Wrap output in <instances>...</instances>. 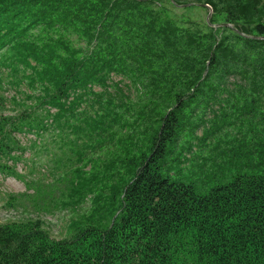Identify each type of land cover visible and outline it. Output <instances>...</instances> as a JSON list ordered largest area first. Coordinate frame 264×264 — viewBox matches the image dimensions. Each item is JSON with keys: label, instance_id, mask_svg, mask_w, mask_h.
Wrapping results in <instances>:
<instances>
[{"label": "trees", "instance_id": "obj_1", "mask_svg": "<svg viewBox=\"0 0 264 264\" xmlns=\"http://www.w3.org/2000/svg\"><path fill=\"white\" fill-rule=\"evenodd\" d=\"M164 1L190 8L187 0H0V89L4 76L27 88L12 99L14 112L0 111L2 174L21 177L2 162L19 161L18 133L34 134L36 146L52 131L81 160L82 148L128 144L115 158L123 167L108 161L101 193L74 170L73 198L63 203L91 193L92 201L69 236L56 239L41 218L0 221V264H264V172L201 192L164 166L181 136L202 128L206 138L207 112L222 94L264 100V0H195L212 10L204 26ZM250 127L237 130L242 140ZM185 153L174 159L182 164Z\"/></svg>", "mask_w": 264, "mask_h": 264}, {"label": "rangeland", "instance_id": "obj_2", "mask_svg": "<svg viewBox=\"0 0 264 264\" xmlns=\"http://www.w3.org/2000/svg\"><path fill=\"white\" fill-rule=\"evenodd\" d=\"M187 1L190 2L188 4L190 8L183 5H171L168 1L163 3H166L165 5L177 18L185 17L187 20L198 21L200 25L204 26L208 21L206 18L211 12V8L200 7L195 0ZM119 78L120 76H114L113 79L116 81ZM7 80V77L4 76V83L0 89V111L2 114L14 112L16 108H14L15 104L12 99H16L18 96L19 99H25L22 91L27 90L26 85L21 84L15 88L12 83H7ZM233 81L245 84L238 77L229 79V82ZM95 88L100 89V87ZM231 88H236V86L232 84ZM134 94L136 93L132 91L130 95L133 100ZM222 95L217 102L219 104L212 105V108L215 109L207 112L206 125L204 126L207 129L206 138H201L202 128L196 130L197 136L192 140L183 135L181 140H178V149L173 151L170 157L165 158L164 166L171 169L170 173L174 178L184 182H193L201 192L207 191L213 184L227 182L238 173L261 174L264 172V119L263 121L260 119V115L264 116V100L254 103L250 98H230L228 101L223 98L226 94ZM251 105L253 108L250 107ZM218 106L222 107L219 109ZM54 111L52 110V112ZM250 125L252 132L242 140L240 138L242 135H238L237 130L243 132ZM253 132L257 133L256 139H252ZM34 136V134L18 133L16 139L21 142L24 149L15 150L13 153L20 156L19 161L15 163L7 157L2 161L13 165L21 177L15 179V177L4 175L0 171V221L7 223L11 220L20 221L27 217L41 218L45 223L44 227L49 229L52 236L59 239L69 236L67 225L79 214L85 215L92 201V199L90 200L91 193L85 198L83 204L67 206L63 203L73 198L74 191L71 187V180L74 178L72 176L74 170L78 167L84 169L83 179L90 180L97 192L101 193L102 188L108 184L109 180L104 176L107 172L108 161L121 158L124 152L123 145L128 144L123 141L119 147L111 144L108 147H96L95 149L82 148L81 151L86 156L82 155L81 160V153L78 154L74 151L76 146L66 143L64 139L60 140L52 131L45 133L41 142L39 144L37 142L36 146H33L31 141ZM120 136H124L122 132L118 135V137ZM69 137L72 138L73 135ZM188 145L192 147L190 150L187 149ZM184 150H186L185 155L188 158L182 160V164H180L174 158H177ZM90 157L95 160L96 164L93 169L95 178L86 172L92 170L93 162L89 161L88 164H85L87 158ZM204 158L207 159V163L203 162ZM116 159L114 163L122 166ZM109 168L111 171L113 170L110 165ZM166 170L163 171L166 172ZM120 176L127 177L128 175L122 169ZM22 193L24 194L22 195ZM104 194L107 196L109 190L105 189Z\"/></svg>", "mask_w": 264, "mask_h": 264}, {"label": "water", "instance_id": "obj_3", "mask_svg": "<svg viewBox=\"0 0 264 264\" xmlns=\"http://www.w3.org/2000/svg\"><path fill=\"white\" fill-rule=\"evenodd\" d=\"M211 14H212V10H211V12L209 13V15H207V18H206V19H207L208 21H209L208 18H209V16H210ZM225 24H226V23H225ZM226 26H228V25L226 24Z\"/></svg>", "mask_w": 264, "mask_h": 264}]
</instances>
